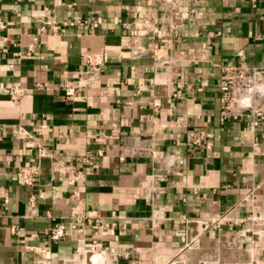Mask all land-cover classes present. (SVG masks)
<instances>
[{
  "label": "crops",
  "instance_id": "1",
  "mask_svg": "<svg viewBox=\"0 0 264 264\" xmlns=\"http://www.w3.org/2000/svg\"><path fill=\"white\" fill-rule=\"evenodd\" d=\"M88 53L100 78L66 99ZM229 65L264 68V0H0V85L26 90L0 95V264L86 247L112 264H264V114H221Z\"/></svg>",
  "mask_w": 264,
  "mask_h": 264
},
{
  "label": "built area",
  "instance_id": "2",
  "mask_svg": "<svg viewBox=\"0 0 264 264\" xmlns=\"http://www.w3.org/2000/svg\"><path fill=\"white\" fill-rule=\"evenodd\" d=\"M80 17H78V20ZM147 29V28H146ZM148 31V29H147ZM86 68L78 71V81L67 80L64 83L63 91L66 99H76L83 97L84 91L100 78L103 64L101 53L85 55ZM14 65L11 64V67ZM219 88L220 108L223 116H229L250 110L257 115H263L264 99V68H250L247 66H226L223 68L220 76ZM6 93L13 102H18L25 95L26 90L21 85H0V95ZM199 142V139H196ZM152 155L156 152L152 151ZM160 158L163 154H157ZM35 169L29 166H22L17 171V181L23 185H32L34 183ZM92 223V220H88ZM73 228L79 231L83 227L74 224ZM51 239L60 240L65 234V225L61 222L55 223L50 229Z\"/></svg>",
  "mask_w": 264,
  "mask_h": 264
},
{
  "label": "bare ground",
  "instance_id": "3",
  "mask_svg": "<svg viewBox=\"0 0 264 264\" xmlns=\"http://www.w3.org/2000/svg\"><path fill=\"white\" fill-rule=\"evenodd\" d=\"M104 253L100 251L82 250L77 260L79 261V264H112L109 261L107 255H105ZM172 264H182V263L175 262Z\"/></svg>",
  "mask_w": 264,
  "mask_h": 264
},
{
  "label": "rangeland",
  "instance_id": "4",
  "mask_svg": "<svg viewBox=\"0 0 264 264\" xmlns=\"http://www.w3.org/2000/svg\"><path fill=\"white\" fill-rule=\"evenodd\" d=\"M88 250H93V249H91V248H88V247H86ZM72 263L74 262V264H77V263H79V261L78 260H74V261H71Z\"/></svg>",
  "mask_w": 264,
  "mask_h": 264
}]
</instances>
